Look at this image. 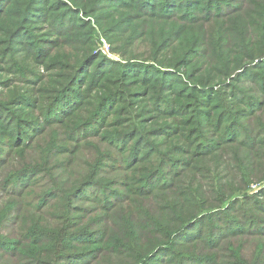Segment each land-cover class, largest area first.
<instances>
[{"label":"trees","instance_id":"1","mask_svg":"<svg viewBox=\"0 0 264 264\" xmlns=\"http://www.w3.org/2000/svg\"><path fill=\"white\" fill-rule=\"evenodd\" d=\"M97 30L123 60L94 49ZM263 109L264 0H0V264H264V188L249 195L222 179L264 181V157L247 150L264 132L245 126ZM127 114L138 139L153 131L182 156L135 192L142 205L124 208L112 182L91 177L54 180L28 201L20 176L54 178L64 168L45 154L70 153L42 146L52 126L98 136ZM226 143L232 158L215 159ZM91 197L95 207L78 204ZM16 216L25 233L6 230Z\"/></svg>","mask_w":264,"mask_h":264},{"label":"rangeland","instance_id":"2","mask_svg":"<svg viewBox=\"0 0 264 264\" xmlns=\"http://www.w3.org/2000/svg\"><path fill=\"white\" fill-rule=\"evenodd\" d=\"M114 47L112 42L107 40L105 36L97 30L94 49L112 59L123 60L119 53H116ZM131 103L132 102H129V104ZM138 111L139 109L136 106L130 105V112L136 114ZM124 113L125 111H123L121 115ZM125 116L128 118L123 120L122 124L114 120L116 115H112L109 118L110 122L107 127L102 131H98L100 132L98 136H95V134L82 135V132L72 133L66 125L68 123L66 120H61L59 123L52 126L53 128L42 136V146L45 147V149L47 148L46 146H61L64 148L63 151L70 153L65 155H58L56 152L45 154L47 166L51 164L54 165V168H64L56 169L54 178H51L48 170L39 172L29 171L20 176L21 179L26 180L30 184V188L24 191L28 194V201L35 202L36 205L40 204V199L45 192H47L48 188L51 186V182L54 180H61L67 184H74L76 181L84 180L85 177H91L93 180L99 182H112L111 190H113V193H110L109 196L125 199L122 203L124 208L142 205V199L136 197L135 192L153 183V172L161 169V162L166 161L171 166H176V159L182 156L172 153V148L175 143L173 139L168 141V145L159 147L162 143H166V140L161 137L158 139V142L155 143L154 141L156 139L151 137L153 136V131L148 133L149 135L141 133L142 136L138 139L136 135L140 133L139 118L136 117L135 123H132V119H129L131 115L127 114ZM148 120L150 121V126H152L153 114ZM245 126L256 133L261 132V130L264 132V109L251 117L246 122ZM150 129L149 127L146 131ZM84 133H88V131L84 130ZM128 134H130V136L126 139ZM256 139H258V141L254 145L249 146L247 150L248 152H252L254 157L257 155L264 157V133ZM146 141L152 143V145L154 143L158 148L155 149L156 147H154L151 150L144 149L147 146ZM257 144L260 145L257 146ZM235 150V145L226 143L214 158H232ZM145 151L147 154H145ZM18 155L19 156L15 158L20 161L21 155ZM134 155L141 158H136ZM150 157L154 158L151 160V165L146 163V160ZM98 167L104 171L98 173ZM252 167L253 166L250 167L249 172H252ZM262 171L264 172V165ZM168 176L171 181L176 180L175 174ZM222 179L230 189L240 188L243 192L247 191L249 195H257L260 189L264 188V181L256 182L255 179L249 181H231L232 175L229 174L223 175ZM86 190L89 196H93V192L99 190V187L89 184ZM0 194L3 193L0 191ZM91 198L92 200L90 202H79L78 204L93 208L96 206L94 202L97 200L95 197ZM129 199L131 200L130 202L127 201ZM15 207L16 205L11 201H7L3 205L4 210H11ZM20 211L21 210L16 213L17 216L20 214ZM109 212L110 211H101L98 217H94L92 221L94 228L99 230V228L105 224V219ZM238 212L242 213V208L238 211L227 213L226 215L228 216L225 215L224 218L228 219L230 216H237ZM14 213V211L11 212V214ZM17 216L16 220L10 223V226L6 228V230L14 231L16 235L25 233L26 231L23 225L20 226V224L23 223Z\"/></svg>","mask_w":264,"mask_h":264},{"label":"built area","instance_id":"3","mask_svg":"<svg viewBox=\"0 0 264 264\" xmlns=\"http://www.w3.org/2000/svg\"><path fill=\"white\" fill-rule=\"evenodd\" d=\"M108 47H109V45H108Z\"/></svg>","mask_w":264,"mask_h":264}]
</instances>
